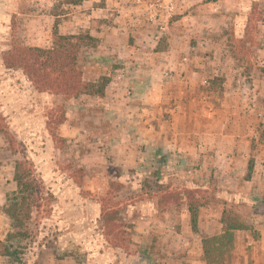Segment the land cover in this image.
Segmentation results:
<instances>
[{"label":"rangeland","instance_id":"obj_1","mask_svg":"<svg viewBox=\"0 0 264 264\" xmlns=\"http://www.w3.org/2000/svg\"><path fill=\"white\" fill-rule=\"evenodd\" d=\"M68 1L0 0V255L5 195L21 162L39 186L23 264H206L202 241L221 235L222 213L248 229L214 264H264V0H130L126 15L115 6L103 15L107 0ZM55 25L59 36L95 40L75 68L82 83L107 80L104 97L38 93L4 65L17 45L51 49ZM144 70L151 81L119 79ZM179 111L201 143L190 162L176 163L166 144ZM137 121L160 134L163 152L144 147ZM225 153L246 165L235 170L244 173L238 185L224 184L228 193L256 169L257 209L221 202L215 169Z\"/></svg>","mask_w":264,"mask_h":264},{"label":"trees","instance_id":"obj_2","mask_svg":"<svg viewBox=\"0 0 264 264\" xmlns=\"http://www.w3.org/2000/svg\"><path fill=\"white\" fill-rule=\"evenodd\" d=\"M84 0H69L68 5L80 6ZM53 32V46L51 49H28L19 45L13 47L9 54L4 56L5 66L21 71L32 88L38 93H74L102 98L105 95L107 80L100 79L95 83H82L81 74L76 70V56L82 45L95 40L88 35L59 36ZM91 45V44H90ZM10 69V68H8ZM264 107V101H263ZM252 167L249 165L248 173ZM15 191L5 195L3 212L10 221L9 231L5 237L7 245L1 244V257L8 260L9 264H23V251L25 242L31 240L32 232L28 228L32 208L37 202L39 186L32 176L31 170L25 163H15L13 172ZM195 194H197L195 192ZM193 193H188L186 200H193ZM167 201H170L167 199ZM188 206L190 225L196 231V214L191 205ZM222 233L219 237L205 239L203 245V260L206 264H214L216 256H222V248L231 245L234 240L233 233L246 231L248 228L240 221L222 213L220 219Z\"/></svg>","mask_w":264,"mask_h":264},{"label":"crops","instance_id":"obj_3","mask_svg":"<svg viewBox=\"0 0 264 264\" xmlns=\"http://www.w3.org/2000/svg\"><path fill=\"white\" fill-rule=\"evenodd\" d=\"M128 2H130V0H121L120 3L117 1L113 2L112 0H107L105 3V6H103V8L102 7L99 8L98 10L101 11L103 13V15H107L109 13V11L111 10V8H114L113 6H115L116 10L119 13L126 15V12H128V10L126 8V3H128ZM138 31L140 32V30H138ZM141 33L144 34L145 32H141ZM98 38H100V37H98ZM122 63L128 67L134 66V65L130 66L126 62H122ZM146 64L149 67L150 66L156 67L153 65L152 62L151 63L149 62ZM149 67H147V68L149 69ZM144 69H146V68H144ZM148 72H149V70H144L143 74L139 73L137 75H133L130 73L128 76L127 75L126 76H123V75L119 76V79H123L124 82H127L128 85H131L133 87L138 82L144 83V82L151 81L153 79V77L149 76L150 80H148V77L146 76ZM156 103H157V100L155 99L153 104L155 105ZM143 111H145V110H143ZM186 114L187 113L184 111H182V112L179 111V113L176 115L177 121H178V117H179V119H181L183 121V123H181V125L178 124L180 126L177 127L178 130L176 131L175 139L173 141L166 142V144L169 146L171 151L174 152L173 156H174V160L176 163H177L178 159L181 160V163H183V160L185 162H187V161L190 162L189 155L195 153L196 152L195 147L196 146L199 147L201 144V143L197 144V143H195V141H191L190 135H189L190 133H186L182 129V126L185 125L184 124V118H185ZM204 115H206V116L208 115V117L211 116L210 112H207V114L205 112ZM138 122L139 121L136 122L137 124H139L138 132H141L140 134H142V136H143V137H140V142L143 143L144 147H148L150 149H155L156 151L161 149L163 152L164 149L162 146H163V144H165V142L161 141L160 134L155 132L154 130H152L151 126H147L148 123L140 124ZM205 123L207 125L210 124L209 120L205 121ZM224 127L225 126H223V129H224ZM147 133L153 134L152 138H148ZM224 138H225V136H224ZM201 141H202V138L200 139V142ZM200 158L203 161H200L199 164L202 166V169L204 168V170H205L204 165L208 162V159H207V157H204L203 155L200 156ZM219 159H220V161L216 164L217 169H215V178L218 180L217 187H216V189H217L216 193L219 196L221 202H223V200H228L227 197H229L230 202L234 201V202L240 203V201H241V202L246 203L249 206H254L253 209H257L259 206H261L262 203L258 204L256 202L257 200H259L257 197H261V195L257 189H254L255 184H256L255 183L256 169L253 167V171L251 172L250 177L248 179L243 180V184H246L247 187H241L239 189L236 186L235 189H233V192L228 193L227 189H225L224 184L228 183V182H229V184H233L234 182H237L236 185H238V182L239 181L241 182V180L243 179V177H241V176H243L242 174H244V173L236 174L235 170H237V168H238L237 166H240L241 167L240 171H241L242 167L246 166V165H244L242 159H233L230 156H228L226 153H225V155L223 154V157H220ZM202 169L200 168V170H202ZM204 172L201 174V179H205L204 178V174H205ZM243 172H244V169H243ZM205 176H207V175H205ZM237 178H239V179H237Z\"/></svg>","mask_w":264,"mask_h":264},{"label":"built area","instance_id":"obj_4","mask_svg":"<svg viewBox=\"0 0 264 264\" xmlns=\"http://www.w3.org/2000/svg\"><path fill=\"white\" fill-rule=\"evenodd\" d=\"M150 6H153V5H150Z\"/></svg>","mask_w":264,"mask_h":264}]
</instances>
